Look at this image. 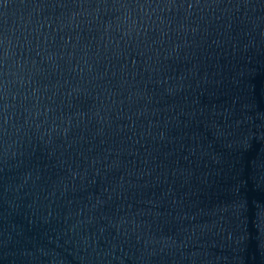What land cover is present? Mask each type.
Masks as SVG:
<instances>
[{
  "label": "water",
  "instance_id": "water-1",
  "mask_svg": "<svg viewBox=\"0 0 264 264\" xmlns=\"http://www.w3.org/2000/svg\"><path fill=\"white\" fill-rule=\"evenodd\" d=\"M0 264H264V0H0Z\"/></svg>",
  "mask_w": 264,
  "mask_h": 264
}]
</instances>
